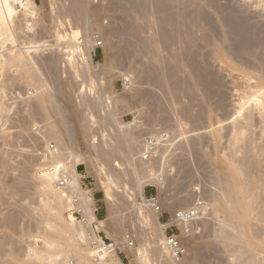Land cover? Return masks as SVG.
<instances>
[{
    "label": "rangeland",
    "instance_id": "obj_1",
    "mask_svg": "<svg viewBox=\"0 0 264 264\" xmlns=\"http://www.w3.org/2000/svg\"><path fill=\"white\" fill-rule=\"evenodd\" d=\"M67 1H37L35 16L29 20L32 29L18 35L23 42L20 46L30 47L28 54L33 57L36 76L27 78L18 70L7 72L0 91V192L4 195L0 207L2 212L18 216L16 227L0 228V254L3 249L6 252L0 255V264L30 261L29 251L43 249L46 234L54 232L47 225L53 221L44 209L46 195L38 182L39 175L56 161L64 163L70 174L75 170L82 186L94 195L96 206L106 210L100 217L104 229L99 235L117 245L119 258L112 255L116 261L158 263L160 256L154 251L156 247L162 249L159 228L152 210L135 192L138 177H145L144 193L157 195L164 217L179 208L196 210L191 231L181 234L187 249L183 261L193 256L195 264H247L250 254H239V243L228 245L217 237L226 214L218 207L220 188L214 162L231 157L230 136L235 122L242 125V142L235 145L234 162L238 167L242 169L246 161L241 157L248 135L258 143L264 142V0H80L84 8L78 18L67 11ZM94 40L102 44L93 45ZM9 43L5 42L0 51L16 44ZM38 90H45L56 106L49 117L39 111ZM254 94L260 99L258 105ZM105 96L118 100L116 111L108 117L101 108ZM70 104L82 110L78 119H68ZM249 111L253 116L250 130L244 128ZM126 130L139 137L130 153L117 136ZM147 138H153L156 147L149 165L152 172L162 173L160 192L153 176L143 175L148 163H142L143 167L138 162ZM106 139H111L114 149L112 160L104 163L96 158L91 145L103 146ZM129 163L137 168L136 174L129 170L127 175L124 172L126 177H113L129 168ZM250 166L256 180L263 183L264 167L259 169L256 163ZM18 182H22V189L13 192ZM132 191L135 195L128 197ZM256 196L263 201L264 191H257ZM53 211L70 223V207ZM72 215L76 219L74 228L79 229L82 216ZM142 215L148 216L144 227ZM116 220L119 229L113 227ZM147 223L151 224L145 226ZM137 225H142L147 234H138ZM262 228L257 234L264 238ZM72 240L70 246L58 240L51 247L53 251H66L65 261L58 264H77L76 249L86 250L89 264H95L94 246L78 236ZM259 252L254 254V263L264 264V248Z\"/></svg>",
    "mask_w": 264,
    "mask_h": 264
},
{
    "label": "bare ground",
    "instance_id": "obj_2",
    "mask_svg": "<svg viewBox=\"0 0 264 264\" xmlns=\"http://www.w3.org/2000/svg\"><path fill=\"white\" fill-rule=\"evenodd\" d=\"M82 1V0H81ZM155 1V0H154ZM206 1V0H205ZM59 3L61 1H58ZM70 3L69 8L67 11H69L70 15L73 14L74 16H76V18H78L77 16L80 14L83 15L82 11H83V6L82 3L80 2V0H70L67 1ZM150 2V1H149ZM162 2V1H161ZM214 2V1H213ZM262 2V1H261ZM54 3V2H53ZM56 3V2H55ZM65 3V2H64ZM158 3V2H157ZM167 3V2H166ZM222 3V2H221ZM161 4V3H160ZM164 4V3H163ZM183 4V3H182ZM262 4V3H261ZM54 5V4H53ZM138 5V4H137ZM157 5V4H156ZM179 5V4H178ZM52 6V5H51ZM164 6V5H162ZM193 6V5H191ZM197 6V5H196ZM204 6V5H203ZM202 6V7H203ZM66 7V5H65ZM83 7V8H82ZM221 7V6H220ZM239 7V6H238ZM237 7V8H238ZM59 8V7H58ZM62 8V6H61ZM60 8V9H61ZM139 8V7H138ZM195 8V7H194ZM204 8V7H203ZM37 9V5L35 3H33V1H29L27 2L25 5H23L21 8H17L14 7L10 4H6L2 7H0V47H3V45H5V42H9L10 43H16V44H12L10 46V48H8L5 51H0V91L2 88V86H4L3 83H5L6 81V77L5 74L7 76L8 73L11 74V71H17V72H21L24 76H26L27 78H31L34 77V75L36 76L33 70L35 69L33 66V57H31L28 53V48H30L28 45L20 46V44H22L23 42L20 41V37L18 38V35L20 36L19 33H23L24 35L26 34V32L30 31L32 29L31 23L29 22V20H32L33 17L35 16V12ZM52 9V8H51ZM56 9V7H55ZM86 9V8H85ZM84 9V10H85ZM239 9V8H238ZM264 9V8H263ZM65 10V9H64ZM63 10V12H64ZM193 10V9H192ZM197 10V9H196ZM195 10V11H196ZM198 11V10H197ZM227 11V10H226ZM53 12V11H52ZM57 12V11H55ZM165 12V11H164ZM210 12V11H209ZM219 12V11H218ZM229 12V11H228ZM231 12V11H230ZM264 12V11H263ZM59 12L56 13V15ZM163 13V11H162ZM197 13V12H196ZM54 14V12H53ZM101 14V13H100ZM160 14V13H159ZM174 14V13H173ZM248 14V13H247ZM59 15V14H58ZM68 15V14H67ZM72 15V16H73ZM234 15V14H233ZM240 15V14H239ZM50 16V15H49ZM54 16V15H53ZM64 16V15H62ZM73 16V17H74ZM167 16V15H166ZM196 16V15H195ZM206 16V15H204ZM231 16V15H230ZM245 16V15H244ZM67 17V16H65ZM82 17V16H80ZM93 17V16H92ZM202 17V16H201ZM54 18H56L54 16ZM53 18V20H54ZM63 18V17H62ZM187 18V17H186ZM240 18V17H239ZM169 19V18H168ZM73 20V19H72ZM156 20V17H155ZM162 20V19H161ZM59 22L62 23V21L58 20ZM170 21V20H169ZM236 21V20H235ZM249 21V20H248ZM56 22V23H59ZM155 22V21H154ZM200 22V21H199ZM251 22V21H250ZM55 23V22H54ZM169 23V22H168ZM188 23V22H187ZM222 23V22H221ZM232 23V22H231ZM60 24V23H59ZM133 24V23H132ZM163 24V23H162ZM166 25V24H165ZM194 25V24H193ZM98 26V25H97ZM197 26V25H196ZM191 27V26H190ZM206 27V26H205ZM208 28V27H207ZM158 29V28H157ZM191 29V28H189ZM237 29V28H236ZM134 30V29H132ZM139 30V29H138ZM167 30V29H166ZM221 30V29H220ZM244 30V29H243ZM253 30V29H252ZM259 30V29H258ZM154 31V30H153ZM160 31V30H159ZM250 31V30H249ZM132 32V31H131ZM140 32V31H139ZM174 32V31H173ZM129 33V32H128ZM138 33V32H137ZM165 33V32H164ZM207 33V32H206ZM134 34V33H133ZM201 34V33H200ZM198 35V34H197ZM261 35V34H260ZM61 36V35H60ZM190 36V35H189ZM210 36V35H209ZM110 37V36H108ZM161 37V36H160ZM193 37V36H192ZM194 37H196L194 35ZM189 38V37H188ZM203 38V37H202ZM201 38V39H202ZM213 38V37H212ZM135 39V38H134ZM137 39V38H136ZM239 39V38H238ZM248 39V38H246ZM251 39V38H250ZM256 39V38H255ZM189 40V39H188ZM199 40V39H198ZM254 40V39H253ZM107 41V40H106ZM137 41V40H136ZM173 42V41H172ZM191 42V41H190ZM231 42V41H230ZM236 42V41H235ZM255 42H257L255 40ZM9 43V44H10ZM30 43V42H28ZM93 45H100L102 44V42H98L97 40L94 42L92 41ZM234 43V42H233ZM176 44V43H175ZM254 44V43H253ZM18 47H15V46ZM24 45V44H23ZM45 45V44H44ZM157 46V45H156ZM229 46V45H228ZM14 47V48H13ZM34 47V46H33ZM42 47V46H41ZM44 47V46H43ZM39 48V46H38ZM245 49V48H244ZM263 50V49H262ZM92 51V49H91ZM247 52V51H246ZM264 52V51H263ZM80 53V52H79ZM214 54V53H213ZM80 55V54H79ZM217 55V54H216ZM72 56V54H71ZM88 57L91 59V53L88 52ZM216 57V56H215ZM260 57V56H259ZM76 58V57H74ZM73 58V59H74ZM220 59H224L221 55H219ZM80 59V58H79ZM76 61V59H74ZM42 61V60H41ZM64 61V60H63ZM65 63V62H64ZM68 64V63H67ZM78 64V61L77 63ZM259 65V64H258ZM79 66V64L77 65ZM76 66V67H77ZM156 66V65H155ZM160 67V66H159ZM158 67V68H159ZM245 67V66H244ZM256 67V66H255ZM67 68V67H66ZM78 68V67H77ZM160 69V68H159ZM197 69V68H196ZM77 69H73V71ZM150 70V69H149ZM75 71V72H76ZM172 71V70H171ZM8 72V73H7ZM19 72V73H20ZM78 72V71H77ZM76 72V73H77ZM150 72V71H149ZM157 73V72H156ZM257 73V72H256ZM151 74V73H150ZM9 75V74H8ZM77 75V74H76ZM163 76V75H162ZM8 77V76H7ZM70 78V77H69ZM210 78V77H209ZM71 80V79H70ZM211 80V79H210ZM241 80V78H240ZM239 80V81H240ZM243 80V79H242ZM242 82V81H241ZM7 84V83H6ZM41 86L43 84H40ZM248 86V85H247ZM251 86V85H250ZM260 87V86H259ZM212 88V87H211ZM44 89V88H42ZM250 91V90H249ZM253 91V90H252ZM264 91V90H263ZM49 92V91H48ZM50 93V92H49ZM38 94V106L41 110L39 111H43V113H45L48 117H49V112L51 110H53V103L51 102V99L49 97V94L45 91V90H38L37 92ZM263 94V93H262ZM51 95V94H50ZM246 95V94H245ZM68 96V95H67ZM114 96V95H113ZM252 96V94H251ZM250 96V98H251ZM255 96V94H254ZM264 96V95H263ZM85 97V96H84ZM255 102L257 104H259L260 101H258L257 97L255 96ZM69 98V99H68ZM68 101L71 102V97L69 95L68 97ZM78 98V97H77ZM82 98V96H81ZM115 98V97H114ZM113 97L110 98L108 96H105V105H103L101 108L104 110V112L106 113L105 115H107V117L109 115H113L114 112L116 111V104L118 102L117 99H114ZM253 98V97H252ZM251 98V99H252ZM86 99V97L84 98ZM114 99V100H113ZM127 99V98H126ZM78 100V99H77ZM114 101V106L112 105V101ZM260 100V99H259ZM53 101V100H52ZM76 101V100H75ZM119 101H121L119 99ZM123 103L124 100L122 99ZM254 102V101H253ZM241 103V102H240ZM244 103V102H243ZM251 103V102H250ZM249 103V104H250ZM261 103V102H260ZM119 104V103H118ZM248 104V103H247ZM253 104V103H252ZM255 104V103H254ZM257 104V105H258ZM82 106V105H81ZM84 106V105H83ZM82 106V108H83ZM56 107V106H55ZM87 108L89 107L88 105L86 106ZM94 107V106H93ZM243 107V105H242ZM264 107V106H263ZM81 108V107H80ZM240 108V107H239ZM250 108V107H249ZM248 108V109H249ZM255 108V107H254ZM56 109V108H55ZM67 109V108H66ZM242 109V108H241ZM248 109L246 111H248ZM252 109V108H251ZM237 110V109H236ZM82 110L79 109V107L75 106L74 104L69 106V109L66 111L68 113V115L70 116L69 118L66 116V118H68L69 120H75L78 119L81 115ZM65 112V113H66ZM238 112V111H237ZM240 112V111H239ZM244 112V111H243ZM253 112V111H252ZM257 112V111H256ZM250 113V111H249ZM87 114V113H86ZM247 114V113H246ZM244 113V115H246ZM258 114V113H257ZM67 115V114H66ZM63 116V115H62ZM88 116V115H87ZM243 116V115H242ZM234 117V116H233ZM252 115L247 114L246 117H244L245 121H244V128H247L250 130L251 126H252ZM63 118V117H62ZM71 118V119H70ZM82 119V118H80ZM64 120V119H63ZM241 120V118H240ZM243 120V119H242ZM259 120V119H258ZM257 120V121H258ZM77 121V120H76ZM109 121V120H108ZM66 122V121H65ZM78 122V121H77ZM80 122V121H79ZM82 122V121H81ZM87 122V121H86ZM89 122V121H88ZM101 122V121H100ZM235 122V121H234ZM238 122V121H237ZM72 124V122H70ZM84 124V123H83ZM235 124V125H234ZM232 124L233 126V133L230 136L231 139V146L233 147V149H231V157H224L222 159L219 160H215V164L217 167L216 169V175H217V179H218V183L217 185H219L220 188V193H218V197L219 199L216 197V199L219 200L218 203V207L220 209V211H225L226 214V219L224 220L223 224H219L221 225L220 227V231L217 233V237L220 238V240H223L225 243H228V245H235V243H239V247H241L239 254L242 252V254L245 252H248L247 254L250 256L249 259L250 261H247V264H255V257L254 254L256 253H260L259 251H261L262 248H264V238L262 237L263 235H261L260 237H258V232L260 233L259 229L261 227V229H263L262 227H264V200L263 201H258L256 196L257 191H264V182L260 183L256 180V177L254 175V173L251 171L250 169V165H252L253 163H256L259 166L264 167V142L258 143L255 141V139L250 135H248L246 137V142L243 148V151H245L243 157H241V160H246L243 165V168L241 169V167H238L234 160H235V155H236V151H235V145H237L241 140V136H242V125L240 126L238 123V127L236 125V122ZM243 124V123H242ZM260 124V123H259ZM69 125V124H68ZM79 125V124H78ZM77 125V126H78ZM124 125V124H123ZM123 125H119L122 126ZM257 125V124H256ZM76 126V127H77ZM82 126V125H79ZM78 126V127H79ZM83 127V126H82ZM126 127V125H125ZM86 128V126H85ZM107 128V127H106ZM111 128V127H110ZM121 128V127H119ZM241 129V130H240ZM244 130V129H243ZM248 130V131H249ZM86 131V130H85ZM230 132V131H229ZM260 131H258L259 133ZM254 133V132H253ZM263 133V132H262ZM251 134V133H250ZM255 135V134H254ZM118 136V140L121 142V145L125 142V148L128 151V153L131 152V149H134V147L136 145H138V136L133 133L132 131H123L121 134L117 135ZM117 136H115L117 138ZM84 137V136H83ZM244 140V139H243ZM108 140H104L103 142V146L102 144H96V145H91L92 150H94V154L96 155V158H101L102 161H111L112 160V155L113 152L112 148L114 149V144L113 142L110 141L107 142ZM264 141V140H263ZM123 146V145H122ZM144 147H146V144L144 142L143 144V149ZM243 147V146H241ZM90 149V148H89ZM136 149V148H135ZM134 149V150H135ZM142 149V150H143ZM154 149H156V147H154ZM133 150V151H134ZM238 150V149H236ZM92 152V151H91ZM134 153V152H133ZM154 153L155 150L152 151V157L149 161H145L142 158V152L141 155L139 156L141 159H137L139 164L142 165V163L145 164L148 163L147 166H145V171L143 170V175L145 174V176H153L151 178H153L156 182V184L158 185V191L160 192L162 190V186L164 184L163 178L160 177V174L162 173H155L156 171L152 172V168L149 165L150 161L154 159ZM50 154V158H51V151L49 152ZM263 155V159H261ZM126 156V154H125ZM133 161V159H131ZM144 160V161H143ZM238 159H236L237 161ZM100 160V162H102ZM135 161V159H134ZM239 161V160H238ZM104 162V161H103ZM53 162L49 167H47V169H45V171H43L42 174H40V182H38V185H40L42 193L45 196V205L44 209L46 211V213L48 214V216L50 217V220H52V224L50 223H46V221L43 223H46L47 225L52 227V230H54V232L52 233H47L46 234V239L43 241L44 242V247L43 249H32L31 251H29L28 257H30V261L28 260L27 262H25L24 264H58L61 261L60 260H64L66 251H53V249L51 250V247H53V245L55 244L56 241L58 240H62L65 241L68 246H70V241L75 238L76 236L80 237L81 239H86L88 242L91 241H95L99 238V236L96 234V231L98 230H102L104 229V225L102 224V219H100V217L97 214V207L95 204V198L94 195L92 194V192L89 189H85L82 186L81 183V179L80 176L75 173V170H73V174H70L67 170H65V165L62 162L56 161V163ZM106 163V162H104ZM108 164V163H107ZM110 164V163H109ZM135 164V163H134ZM243 164V163H242ZM126 165V164H125ZM138 165V164H137ZM72 167V166H71ZM144 167V166H143ZM257 167V166H256ZM255 167V168H256ZM122 168V167H121ZM121 169L120 173H117L115 175H113V177L118 178L119 174H123L124 172L127 174L130 171V173H135L136 172V167H134L132 165V163H129V168ZM139 169V168H138ZM142 169V167H141ZM140 169V170H141ZM260 169V167H259ZM263 169V168H262ZM120 170V169H119ZM264 170V169H263ZM42 171V170H41ZM160 171V170H159ZM262 171V170H261ZM61 172H66L67 173V184L68 187L72 190L75 191L76 190V196L79 199V201L76 199L77 203H78V208L80 210V212L82 213V219L79 221L81 223H79V225L81 226L79 229H76L74 227H76L74 225V221H76V219L73 217L72 214H69V218H70V223H68L67 221H65L64 219L61 218V214H59L58 212H54L53 210H55V208H61L64 209V207H72L73 204V200L71 199V195L68 194L67 192H65L64 190H60L57 188L56 185H54L55 180L58 178L59 174ZM119 172V171H117ZM137 173V172H136ZM135 173V174H136ZM256 173V172H255ZM261 173V172H260ZM126 174V175H127ZM141 174V173H140ZM211 174V173H210ZM134 175V174H132ZM214 176V175H213ZM122 177V176H121ZM124 177H126L124 175ZM142 177V175H141ZM114 178V179H115ZM258 178V177H257ZM125 179V178H124ZM147 178H139L137 179V182L135 184V192H137L138 196L141 198V201L143 203L144 206L147 207L146 202H145V198L146 195L144 193V186L147 184V181L145 180ZM117 180V179H116ZM115 180V181H116ZM120 180V179H119ZM152 180V179H151ZM260 181V179H258ZM114 181V182H115ZM123 181V180H122ZM150 181V180H149ZM153 181V180H152ZM215 181V180H214ZM117 182V181H116ZM125 182V181H124ZM129 182V181H128ZM213 182V181H212ZM152 182H150L151 184ZM126 184V183H125ZM154 184V182H153ZM131 185V184H130ZM124 186V185H123ZM127 186V185H126ZM129 190V187H127ZM133 188V187H132ZM215 188V189H217ZM22 189V182H18L17 186L15 187L13 192H19ZM127 190V189H126ZM218 191V190H216ZM167 192V191H166ZM169 192V191H168ZM219 192V191H218ZM132 194H130L131 196L128 197H132L135 195V193H133V191L131 192ZM129 194V193H128ZM136 194V195H137ZM126 196V195H125ZM261 196V194H260ZM259 196V197H260ZM47 197V198H46ZM122 198V197H121ZM160 198V197H159ZM3 199H4V195L3 193L0 192V206L3 204ZM131 199V198H130ZM162 199V198H161ZM260 199V198H259ZM121 200V199H120ZM124 200V199H123ZM127 200V199H126ZM166 200V198H165ZM161 204V201H159ZM122 202H120L119 204H121ZM141 203V204H142ZM139 204V203H138ZM140 204V207H142L143 205ZM144 206L142 207L144 209ZM162 206V205H161ZM217 207V208H218ZM216 208V209H217ZM142 209V210H143ZM217 209V210H219ZM5 210V209H4ZM140 210V209H139ZM53 212V213H52ZM45 213V214H46ZM224 213V212H223ZM19 214V213H18ZM44 214V215H45ZM153 218H154V224H156L157 228H159V234L161 235L162 240L160 241V246H162L160 249V247H156L154 252H158L157 254L160 256L159 258L156 259V261L158 260V263L156 264H195L193 262V256L189 261H183V259H178V260H174L170 257L168 251L166 250L163 240H164V236H165V227H166V223L162 222L159 218V213H155L153 212ZM147 215V214H146ZM152 215V214H151ZM16 216V215H15ZM14 215L12 214H6L4 213V211L2 212V209L0 207V228H7V227H11L12 226L16 227L15 224L17 223L16 221L18 220V216L15 218ZM46 216L45 218L48 219L49 217ZM143 216V220H142V225L144 227V224H146V219L147 217L145 215ZM48 217V218H47ZM152 218V216H151ZM150 220V218H148ZM45 220V219H44ZM49 220V221H50ZM148 220V221H149ZM139 221V220H138ZM221 221V220H220ZM223 221V220H222ZM48 222V220H47ZM74 222V223H73ZM93 222H97V224L95 225V229L93 227ZM144 222V224H143ZM73 223V224H72ZM152 223V222H151ZM151 223H147L151 224ZM78 224V221H77ZM114 228L115 229H119V223L117 222V220L114 222ZM153 224V225H154ZM74 225V226H73ZM142 225L137 227V231L138 234H147L145 232V229L142 227ZM7 228V229H10ZM79 227V226H78ZM151 227V226H149ZM155 226H153L154 228ZM152 228V229H153ZM156 228V227H155ZM147 229V228H146ZM151 229V228H150ZM151 229V230H152ZM260 229V230H261ZM11 230V229H10ZM16 230V228H15ZM75 230V232H74ZM77 230V231H76ZM156 230V229H155ZM2 231V230H1ZM117 231V230H116ZM148 231V230H147ZM256 231V232H255ZM119 232V231H118ZM150 232V231H149ZM183 233H185V231H183ZM182 233V234H183ZM255 233L257 235H255ZM261 234V233H260ZM152 235V234H150ZM140 236V235H139ZM1 237V236H0ZM3 237V235H2ZM2 237L0 242L2 241ZM153 237V236H151ZM145 238V237H144ZM186 238V237H185ZM151 239V238H150ZM155 239V238H154ZM188 240V239H187ZM186 240V241H187ZM128 242V240H126ZM153 241V240H152ZM151 241V242H152ZM189 241V240H188ZM6 242V241H5ZM70 242V243H69ZM73 242V240H72ZM154 242V241H153ZM190 242V241H189ZM156 243V242H155ZM154 243V244H155ZM191 243V242H190ZM1 244V243H0ZM66 244V245H67ZM129 244V243H126ZM2 247V244H1ZM117 245H112L110 252L108 253V256H111L115 253V249H116ZM4 248V247H3ZM1 248V249H3ZM32 248V247H31ZM132 248V247H129ZM158 248V249H157ZM71 249V248H70ZM93 249V253L92 256L95 253V249ZM107 252L108 246L106 248H104ZM153 250V249H152ZM2 251V250H0ZM3 251L5 252V249H3ZM69 251V250H68ZM77 254V264H89V257H88V252L85 250H74ZM3 252V254H5ZM92 252V251H91ZM104 252V251H103ZM102 252V253H103ZM191 252V251H190ZM2 253V252H1ZM3 254H0L1 256ZM146 255V254H145ZM142 253V256H145ZM193 255V254H192ZM191 256V253H190ZM110 258V257H109ZM145 258V257H144ZM188 259V258H187ZM248 259V260H249ZM110 262L113 264H124L121 260L118 259V261H115L116 259H114L113 257L110 258ZM186 260V259H185ZM60 261V262H59ZM151 261L149 260L148 263H150ZM255 262V263H254ZM154 263V262H153ZM22 264V263H21ZM144 264V263H143ZM152 264V263H150ZM155 264V263H154Z\"/></svg>",
    "mask_w": 264,
    "mask_h": 264
},
{
    "label": "built area",
    "instance_id": "obj_3",
    "mask_svg": "<svg viewBox=\"0 0 264 264\" xmlns=\"http://www.w3.org/2000/svg\"><path fill=\"white\" fill-rule=\"evenodd\" d=\"M29 1H33V3L36 4L38 0H0V7L6 4H10L14 7L21 8ZM97 46L99 47V45ZM145 144L146 147H144L142 151V158L145 161H149L152 157V151L154 148L153 138H147L145 140ZM67 176L68 175L66 172H61L58 178L55 180L54 184L57 186L58 189L64 190L72 196L71 199L73 200L72 202L74 204L72 207H70L72 214H79L82 216V213L80 212L78 208V203L76 201V199L79 201L76 196V190L72 191L68 187ZM145 202L147 207L150 208L152 212L159 213L160 220L167 224L165 227V236L163 243L170 257L174 260L182 258L186 254L187 249L181 240V234L183 233V231H185V233L191 231L192 225L195 222L196 210L193 208H179L164 217L163 208L155 193H150L146 195ZM93 224V227L95 229V225L97 224V222H93ZM100 231L101 230L96 231V234L99 236V238L95 241L90 242L95 249V253L93 255L94 262L95 264H113L110 262V258H114V256H108L112 244H110L109 242L107 243V241L99 235ZM107 246L109 251L107 250L106 252L104 248H106ZM114 255L119 258V255L116 251Z\"/></svg>",
    "mask_w": 264,
    "mask_h": 264
},
{
    "label": "crops",
    "instance_id": "obj_4",
    "mask_svg": "<svg viewBox=\"0 0 264 264\" xmlns=\"http://www.w3.org/2000/svg\"><path fill=\"white\" fill-rule=\"evenodd\" d=\"M96 207H97V214H98V216L99 217L104 216L105 215V212H106V210L104 209V207L101 206V205H97Z\"/></svg>",
    "mask_w": 264,
    "mask_h": 264
}]
</instances>
